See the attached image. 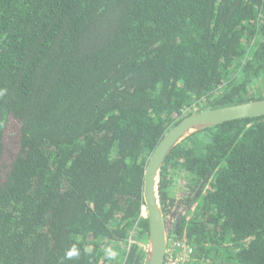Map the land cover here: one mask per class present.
<instances>
[{"label":"trees","instance_id":"obj_1","mask_svg":"<svg viewBox=\"0 0 264 264\" xmlns=\"http://www.w3.org/2000/svg\"><path fill=\"white\" fill-rule=\"evenodd\" d=\"M256 82L264 0H0V264H143L153 149L192 105L264 98ZM177 177L183 264H264V115L175 145L163 214Z\"/></svg>","mask_w":264,"mask_h":264},{"label":"water","instance_id":"obj_2","mask_svg":"<svg viewBox=\"0 0 264 264\" xmlns=\"http://www.w3.org/2000/svg\"><path fill=\"white\" fill-rule=\"evenodd\" d=\"M264 115V98L207 107L185 115L162 136L149 156L143 178V207L148 219V249L143 264H163L168 231L158 195L159 171L172 148L195 131L235 119Z\"/></svg>","mask_w":264,"mask_h":264},{"label":"built area","instance_id":"obj_3","mask_svg":"<svg viewBox=\"0 0 264 264\" xmlns=\"http://www.w3.org/2000/svg\"><path fill=\"white\" fill-rule=\"evenodd\" d=\"M198 106L192 105L189 110L185 109V112H195L198 111ZM144 207L141 208V214L145 217ZM173 227V226H172ZM170 227L168 231V240L167 248L164 256L163 264H183L189 260V257L192 256L195 252V247L188 242L186 235L177 237L174 232V229ZM142 249L144 252V259L148 249L147 241L142 244ZM144 262V260H143Z\"/></svg>","mask_w":264,"mask_h":264},{"label":"rangeland","instance_id":"obj_4","mask_svg":"<svg viewBox=\"0 0 264 264\" xmlns=\"http://www.w3.org/2000/svg\"><path fill=\"white\" fill-rule=\"evenodd\" d=\"M251 90L253 91L255 97H262V96L264 97V85L262 82H256L252 84ZM182 185H184V181L180 177L174 178L173 182L170 185V188H169L171 191L170 198H173L175 202L178 204L177 205L178 209L172 208V210L166 214L167 216L166 219L167 221H169V226L167 222V229L172 227V223H174L176 218L178 217L177 215L178 210L181 211L182 213L183 211H185V209L182 206H180L181 202L185 198L183 195L187 194V192L183 191ZM167 202L169 203L170 200L168 199ZM173 211H174V214H171Z\"/></svg>","mask_w":264,"mask_h":264},{"label":"clouds","instance_id":"obj_5","mask_svg":"<svg viewBox=\"0 0 264 264\" xmlns=\"http://www.w3.org/2000/svg\"><path fill=\"white\" fill-rule=\"evenodd\" d=\"M6 90H0V96L4 95ZM159 181V180H158ZM87 252H91V248L85 249ZM104 257L108 261H115L119 255L117 250H115L112 246H108L104 248ZM80 250L76 246H72L69 250L65 253V259L72 260L73 258H79ZM63 264V262H62Z\"/></svg>","mask_w":264,"mask_h":264},{"label":"flooded vegetation","instance_id":"obj_6","mask_svg":"<svg viewBox=\"0 0 264 264\" xmlns=\"http://www.w3.org/2000/svg\"><path fill=\"white\" fill-rule=\"evenodd\" d=\"M179 211V210H178ZM185 211H183V213H184ZM178 213V212H177ZM181 211H179V214L181 215V214H183ZM174 214V213H173ZM164 215V220H165V223H166V226H167V222H168V226H169V221H167V216H166V214H163ZM171 221H172V219H171ZM174 225L176 224V220H175V222L173 223Z\"/></svg>","mask_w":264,"mask_h":264},{"label":"bare ground","instance_id":"obj_7","mask_svg":"<svg viewBox=\"0 0 264 264\" xmlns=\"http://www.w3.org/2000/svg\"><path fill=\"white\" fill-rule=\"evenodd\" d=\"M145 211V210H144Z\"/></svg>","mask_w":264,"mask_h":264}]
</instances>
